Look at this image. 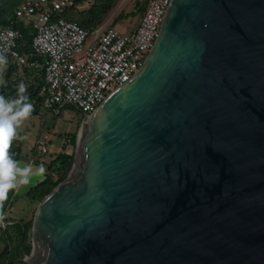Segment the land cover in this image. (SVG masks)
Returning a JSON list of instances; mask_svg holds the SVG:
<instances>
[{"label": "water", "instance_id": "95a60500", "mask_svg": "<svg viewBox=\"0 0 264 264\" xmlns=\"http://www.w3.org/2000/svg\"><path fill=\"white\" fill-rule=\"evenodd\" d=\"M82 116L23 264H264V0H170Z\"/></svg>", "mask_w": 264, "mask_h": 264}, {"label": "built area", "instance_id": "2783aa9c", "mask_svg": "<svg viewBox=\"0 0 264 264\" xmlns=\"http://www.w3.org/2000/svg\"><path fill=\"white\" fill-rule=\"evenodd\" d=\"M98 1L24 0L15 16L28 29L29 57L18 51L21 33L0 28V70L9 59L17 67L43 71L44 84L38 92L42 108L72 106L81 115L90 116L142 68L170 0H148L139 24L127 33L109 26L88 33L63 18L65 11L85 12ZM65 145L63 153L71 155L70 141ZM46 152L41 150V154ZM9 224L0 219L2 231Z\"/></svg>", "mask_w": 264, "mask_h": 264}, {"label": "trees", "instance_id": "16d2710c", "mask_svg": "<svg viewBox=\"0 0 264 264\" xmlns=\"http://www.w3.org/2000/svg\"><path fill=\"white\" fill-rule=\"evenodd\" d=\"M23 1L24 0H4L0 2V28H10L19 31L22 35V38L18 43V51L22 55L29 57L31 55V49L28 29L25 28L15 16L17 7ZM111 5L112 0H99L85 12L78 13L74 12L73 10L65 11L63 13V18H65V20L69 22L77 23L82 29L86 30L88 33H91L99 28L102 16L105 15L109 9H111ZM146 6L147 4H145L144 7L140 8L141 16L145 11ZM71 17H73L74 19H71ZM129 18H134V14L130 13L124 16H119L113 21V24L116 25L120 20ZM12 64L13 63L9 59L6 61L4 66L7 68L4 77L5 86L0 87V97H3L6 101L9 102L16 101L20 96L19 90L15 88L11 83H8L9 78H11L13 74L12 71L14 70V64ZM1 71L2 70H0V72ZM38 73L39 78L36 77V79H34V81L26 87L27 91L24 93V95L29 97V100L27 102L31 103L33 106L31 114L28 117L38 115L39 107L41 108V99L40 97H38V92L44 84V74L43 71H38ZM65 109L73 110L78 113L80 117H83L81 113L72 106H64L61 108L51 109V111H58L59 113H61L62 110ZM55 123L56 120L52 119L51 124L54 125ZM67 140L70 141L72 147H75V134L69 135ZM6 151L17 162L22 160L20 147H15L11 143V147H6ZM34 152L35 150L31 151V154L33 155ZM47 154L48 152H46L45 154H41L42 158L44 159L43 156H46ZM50 160V163L46 166L47 173L44 180L37 184L35 187L31 188L26 194L27 199L31 203H36L39 205L46 196H48L59 184H61L67 178L68 173L73 165L74 156L66 155L61 152L56 154L54 157H50ZM11 201V191H8L6 196L0 195V219L5 220L6 222H11V224H9L5 230L2 231L0 229V232H2V243L4 244L3 250L0 252V264H22L20 260L21 255L23 254L25 256H29L32 250V246L28 241V235L32 227L33 219L26 222L9 221L6 218V212H8V210L10 209L9 207H11L12 205Z\"/></svg>", "mask_w": 264, "mask_h": 264}, {"label": "rangeland", "instance_id": "374dc122", "mask_svg": "<svg viewBox=\"0 0 264 264\" xmlns=\"http://www.w3.org/2000/svg\"><path fill=\"white\" fill-rule=\"evenodd\" d=\"M2 1L4 0H0V2ZM147 2L148 0H112V7L105 15L102 16L99 28L103 26H109L110 28L115 27V29L119 32L127 33V31L136 28L139 24V20L141 18L140 8L144 7ZM130 13L134 14V18L122 19L116 25L113 24V21L117 17ZM73 17H71V19H74ZM13 67V74L11 78H9L8 83L14 85V87L18 90L21 84L27 87L34 81V79H36V77L39 76L38 71L32 72L15 65H13ZM5 69L6 68H3L0 72V87L5 86ZM50 111L39 107L38 115L21 119L18 122L16 127V138L13 139L11 143L15 147H20L22 156V160L18 162L20 167L27 166V162L31 160H33L34 163L39 161V159H41L40 157H42L40 152L44 148L48 152L46 156H43L44 159L54 157L56 154L64 151L66 146L65 143L69 135L75 134L77 138V132L83 121V117H80L78 113L70 109L62 110L61 113L58 111ZM52 119L56 120L54 125L51 124ZM18 137H20V140H18ZM33 150H35V152L32 155L31 151ZM75 151L76 144L75 147H72L71 155L74 156ZM37 166L39 165H34L33 173L30 176L28 183L21 184L18 180L17 187L11 190L12 205L9 207L10 209L8 208V212H6V218L9 221L26 222L33 219L38 204L31 206L26 197V193L30 188L34 187L38 182L43 180L45 172L43 175L37 174ZM8 223L11 224V222ZM1 234L2 232H0V252L4 247ZM28 237V241L31 244V230ZM29 256L26 257L29 258Z\"/></svg>", "mask_w": 264, "mask_h": 264}, {"label": "clouds", "instance_id": "9594fccd", "mask_svg": "<svg viewBox=\"0 0 264 264\" xmlns=\"http://www.w3.org/2000/svg\"><path fill=\"white\" fill-rule=\"evenodd\" d=\"M26 91V87L21 84L20 96L14 102L0 97V195L6 196L8 191L16 188L18 180L21 184L28 183L33 173L34 165L20 167L6 151V147L10 148L12 140L16 138L18 122L31 114L33 106L27 102L29 97L24 95ZM44 172L45 168L42 165L36 167L37 174L43 175Z\"/></svg>", "mask_w": 264, "mask_h": 264}, {"label": "crops", "instance_id": "0c3cea01", "mask_svg": "<svg viewBox=\"0 0 264 264\" xmlns=\"http://www.w3.org/2000/svg\"><path fill=\"white\" fill-rule=\"evenodd\" d=\"M114 28H115V27H114ZM133 28H134V27H133ZM131 30H133V29H131ZM131 30H130V31H131ZM130 31H127V32H130ZM12 65H13V64H12ZM3 68H6V67H3ZM3 68H2V69H3ZM5 70H7V68H6ZM18 140H20V137H18ZM50 161H51L50 158H49V159H43V158L41 157V159H39V161L33 163L32 165H39V166L42 165V166L45 168V175H46V173H47V172H46V166L50 163ZM27 163H28V165H29V164H30V161L27 162ZM45 175H44V177H43V180H44V178H45ZM43 180H42V181H43ZM42 181H41V182H42ZM39 183H40V182H38L37 184H39ZM37 184H36V185H37ZM36 185H35V186H36ZM35 186H34V187H35ZM32 188H33V187H32ZM30 189H31V188H30ZM30 189H29V190H30ZM29 190H28V191H29ZM26 194H27V193H26ZM26 197H27V196H26ZM28 201H29V200H28ZM29 203H30L31 206H33V205L36 204V203H31L30 201H29ZM37 207H38V206H37Z\"/></svg>", "mask_w": 264, "mask_h": 264}]
</instances>
